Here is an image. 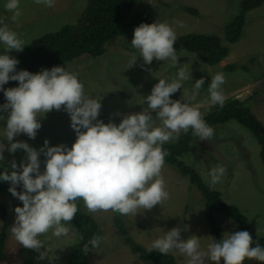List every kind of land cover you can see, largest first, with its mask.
<instances>
[{
  "label": "rangeland",
  "instance_id": "1",
  "mask_svg": "<svg viewBox=\"0 0 264 264\" xmlns=\"http://www.w3.org/2000/svg\"><path fill=\"white\" fill-rule=\"evenodd\" d=\"M90 0H55L51 8L37 5L34 0H19L22 15L17 21L11 20L12 13L6 12L4 5L7 0H0V16L7 17L8 28L16 32L24 40L25 45L48 33L58 31L68 24H75L82 16ZM245 0H136L131 14H146L154 22H167L175 30L177 36L186 34H199L215 36L221 39L223 45H229L226 40L227 28L234 22L240 13ZM246 24L239 41L230 45V54L217 66H209L202 62L200 53L182 51L177 56L179 66H184L190 78L184 81L182 87L172 95L173 100L183 101V91L188 94L189 102L200 104L202 117L212 108L207 88L211 77L223 73L226 82L221 91L228 98L239 99L264 125V4L250 11L246 16ZM176 21H181L180 27ZM3 25H0L2 27ZM133 35H125L107 43V53L99 58L81 56L62 67L75 73L84 85L85 94L101 99V112L98 119L105 123L114 122L117 125L122 121L123 114L139 113L147 107L143 103L144 97L151 94V90L159 79H171L177 69L171 62L153 60L150 65H144L139 52L132 48ZM20 52L12 50L7 54L16 57ZM5 54L0 44V55ZM129 60V64L125 62ZM137 58L130 68L131 61ZM236 65L233 70H227L230 65ZM143 65V67H142ZM147 69V70H146ZM206 78L205 83L195 100H192V87L196 80ZM257 104L254 99H261ZM120 113L122 115H113ZM155 116V113H153ZM42 127L38 130L36 138L30 139L26 134H20L13 142H27L39 150L45 140L49 146L64 144L69 148L76 141V133L71 128L70 115L62 110H53L40 118ZM6 119L0 117V134L6 127ZM156 120V126L160 125ZM190 130V129H189ZM185 133L181 132V135ZM178 139L172 140L179 142ZM0 140L8 145L7 140ZM4 161H0V174L7 168L11 172L10 162L15 159L19 165L25 157L24 150L15 154L4 152ZM185 163L192 166L210 189L218 191L222 200L236 206L250 221L251 227L259 235H264V166L260 157V145L253 134L246 128L231 122L227 125L216 126L214 135L210 140L200 141L196 136L191 141V152L185 157ZM45 157L40 156L44 165ZM216 166H223L225 173L214 188L209 187L208 173ZM229 177L224 182V177ZM162 176L166 182V190L170 199L162 205L154 206L150 211L139 210L137 216H121L113 211L89 213L83 205L85 212L97 220L103 237L99 248L90 253L92 264H152L137 259L128 245L125 244L121 231L116 226L115 219L124 223L133 240L145 249L150 247L155 239L162 237L174 227L181 230L182 239L195 235L199 237L202 252L212 242V229L207 220L206 211L208 201L197 186L188 177H183L171 166L164 164ZM2 197V196H1ZM187 204L185 205V202ZM2 203L10 212V224L6 246L1 253L5 259L0 264H67L75 246L79 242L76 229L67 224L70 232L67 236L56 238L51 232L39 237L45 242L41 251H49V256L39 259V253L26 249L18 244L11 234V227L15 222V211L20 206L15 197L3 196ZM21 207V206H20ZM220 225L219 233H233L235 228L231 220L222 214L213 215ZM3 217L0 211V229ZM172 254L179 264H187V259L173 250ZM204 264H213L205 259ZM244 264H257L255 260H246Z\"/></svg>",
  "mask_w": 264,
  "mask_h": 264
},
{
  "label": "clouds",
  "instance_id": "2",
  "mask_svg": "<svg viewBox=\"0 0 264 264\" xmlns=\"http://www.w3.org/2000/svg\"><path fill=\"white\" fill-rule=\"evenodd\" d=\"M34 2L49 8L55 5V0ZM4 9L12 13L13 22L22 15L19 0H7ZM6 20L7 17L0 16V25H3L0 27V44L5 50V54L0 55V91L6 99V103L0 105V112L7 113L6 117L0 116L7 121L0 137L7 140L8 145L0 140V161L5 159V150L15 154L22 149L26 157L19 165L13 159L10 174L6 168L0 174V181L9 182V192L23 204L14 209L13 238L20 246L38 252L39 259L43 260L50 250L41 251L46 246L39 237L49 232L56 238L67 236L70 229L66 225L73 221L79 210L78 200L83 201L89 213L113 211L121 216H137L139 210L150 211L169 200L170 193L161 174L167 155L163 145L178 139L181 132L187 133L189 129L200 141H208L213 137L214 129L203 119L201 105L190 103L185 91L181 98L185 102L172 99L173 94L184 88L183 82L192 79V74L190 77L187 69L178 64L174 45L179 36L169 23H141L134 29L131 46L139 52L144 65H150L154 59L170 61L177 69L175 75L169 80L159 79L151 94L144 97L143 103L146 102L147 107L139 113L123 114L117 125L98 119L101 99L86 95L77 74L66 71L65 67L54 66L35 74L17 71L19 60L7 53L12 50L22 52L26 45L8 28ZM176 23L183 27L181 21ZM136 60L131 61L129 68ZM205 79H198L193 84L192 100L205 85ZM9 81H18L19 86L5 89L4 85ZM225 82L223 73L211 77L207 88L211 105H224L221 86ZM62 109L70 115V126L77 137L70 148L64 144L49 146L47 140L39 150L27 142H13L20 134L34 140L42 127L40 118ZM156 120L161 122L159 126H156ZM41 155L46 158L43 171ZM224 173L223 166L212 168L208 173L209 187L214 188ZM228 177L227 171L224 182ZM17 186H22L23 191H17ZM117 229L120 231L119 227ZM102 239L94 235L84 245L85 250L89 246L99 248ZM211 239L206 252H202L199 237L193 235L182 239L180 228L174 227L155 239L146 250L162 255L178 250L187 259V264H204L205 259L213 264H219L222 259L224 264H244L246 260L264 264V247L258 242L253 247V237L247 230L225 233L224 237L221 233V240H214L212 234Z\"/></svg>",
  "mask_w": 264,
  "mask_h": 264
},
{
  "label": "trees",
  "instance_id": "3",
  "mask_svg": "<svg viewBox=\"0 0 264 264\" xmlns=\"http://www.w3.org/2000/svg\"><path fill=\"white\" fill-rule=\"evenodd\" d=\"M136 0H90L82 16L75 24H68L58 31L48 33L38 39L33 40L24 47L16 57L19 60L17 71L27 70L31 73H38L43 69H51L54 66H63L71 63L81 56L99 58L107 53V43L111 40L125 35H134V29L141 23H154L146 14H131V9ZM264 4V0H245L242 3L240 13L233 23L227 28L226 40L229 45H223L221 39L215 36H204L199 34H186L177 37L174 45L177 55L182 51L191 53H201L203 63L209 66H217L230 54V45L239 41L243 28L246 24L247 14ZM236 65L232 64L227 70H233ZM205 83H209L205 79ZM18 81H9L4 88L18 87ZM261 99H254L257 104ZM249 101V100H248ZM245 101V102H248ZM244 101L239 99H227L224 105L213 106V108L203 116V119L214 130L216 126L234 122L235 125L248 129L257 139L260 145V157L264 166V125L252 112V107H247ZM6 103L3 91H0V105ZM0 116H7L6 112H0ZM179 142L171 141L163 145L167 153L165 165L171 166L181 176L188 177L192 183L206 196L208 204L206 216L211 222L214 240H221L218 232L220 225L217 223L214 213L227 216L234 224L236 231L247 230L253 237V247L256 242L264 247V235H259L252 229L249 218L244 215L236 206L224 203L218 192L210 190L201 179L199 173L189 164L185 163V156L191 152V141L194 135L190 129ZM45 164H41V171ZM10 183L0 181V211L3 217V224L0 229V261L5 257L1 253L6 246L8 230L10 224V212L2 203V197L7 195L14 197L9 192ZM17 191H23L22 186H17ZM2 196V197H1ZM16 198V197H15ZM18 200V198H16ZM19 205L23 204L18 200ZM187 201L185 202V205ZM83 201L78 200V212L69 225L73 226L79 234V242L75 246L74 252L70 256L67 264H92L90 253L94 250L89 246L86 251L84 245L94 236H101V229L97 220L89 216L83 209ZM120 228L123 240L130 247L137 259L153 264H178L173 255H162L157 251L148 252L144 247L136 243L128 230L124 228L121 219H115ZM256 261V260H255ZM257 264L261 262L256 261ZM219 264H224L223 259Z\"/></svg>",
  "mask_w": 264,
  "mask_h": 264
},
{
  "label": "flooded vegetation",
  "instance_id": "4",
  "mask_svg": "<svg viewBox=\"0 0 264 264\" xmlns=\"http://www.w3.org/2000/svg\"><path fill=\"white\" fill-rule=\"evenodd\" d=\"M125 61H126L127 64H129V60H126V58H125ZM129 66H130V65H129ZM129 69H130V68H129Z\"/></svg>",
  "mask_w": 264,
  "mask_h": 264
},
{
  "label": "bare ground",
  "instance_id": "5",
  "mask_svg": "<svg viewBox=\"0 0 264 264\" xmlns=\"http://www.w3.org/2000/svg\"><path fill=\"white\" fill-rule=\"evenodd\" d=\"M241 9V8H240Z\"/></svg>",
  "mask_w": 264,
  "mask_h": 264
}]
</instances>
